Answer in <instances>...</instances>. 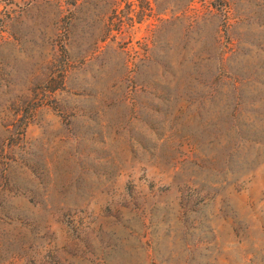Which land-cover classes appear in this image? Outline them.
<instances>
[{"label":"rangeland","instance_id":"rangeland-1","mask_svg":"<svg viewBox=\"0 0 264 264\" xmlns=\"http://www.w3.org/2000/svg\"><path fill=\"white\" fill-rule=\"evenodd\" d=\"M0 264H264V0H0Z\"/></svg>","mask_w":264,"mask_h":264}]
</instances>
